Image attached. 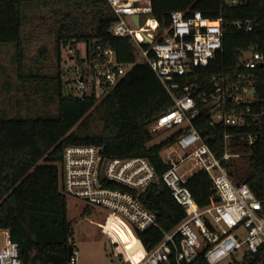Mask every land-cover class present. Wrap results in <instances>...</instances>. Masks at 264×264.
<instances>
[{"label":"trees","instance_id":"16d2710c","mask_svg":"<svg viewBox=\"0 0 264 264\" xmlns=\"http://www.w3.org/2000/svg\"><path fill=\"white\" fill-rule=\"evenodd\" d=\"M33 8L42 11L41 20L55 21L57 67L61 55L77 43L86 47L111 46L122 64L134 63L139 57L130 40L109 34L115 20L105 0H0V45L13 48V61L21 83L32 85L36 93L48 90V99L55 102L53 114L23 118L6 117L0 112V229L9 231L23 264H39V261L70 264L68 247L73 244V229L67 220L66 196L60 187L64 148L95 146L102 148L103 155L109 158H144L157 176H161L168 169L160 153L169 147L174 137L149 146L156 135L148 129L157 118L167 114L172 99L150 67L142 63L131 66L101 99L66 95V84L59 71L51 77L27 73L23 27L27 11ZM174 11L186 15L199 12L204 18L222 19L221 49L207 68L195 70L190 77L198 84V89H209L213 75H229L235 81L237 75L243 73L250 75L254 96L264 105V0H240L235 6H227L221 0H151V14L160 31L169 26V14ZM247 21L252 27L250 31H244ZM252 46L262 54L261 68H239L243 52ZM97 111L102 118L99 132L83 136L73 132ZM208 119V112L201 111L192 121V127L218 155L223 152L225 134H233L230 145L232 153L238 156L227 160L224 168L233 183L249 186L264 204V123L230 129L210 126ZM250 135L254 138L252 143L248 139ZM104 185L115 187L107 182ZM185 187L201 208L207 207L210 200H217L214 187L203 172L188 178ZM117 189L125 190L118 184ZM139 201L155 214L161 229H134L141 245L150 252L162 240L161 231L170 233L185 214L162 183L148 187ZM170 261L173 263L172 258ZM194 264L205 262L198 259Z\"/></svg>","mask_w":264,"mask_h":264},{"label":"built area","instance_id":"2783aa9c","mask_svg":"<svg viewBox=\"0 0 264 264\" xmlns=\"http://www.w3.org/2000/svg\"><path fill=\"white\" fill-rule=\"evenodd\" d=\"M105 1L115 20L109 34L130 40L138 60L122 64L107 45L84 44L82 56L76 49L82 43H77L65 52L57 71L66 78L65 84L73 87L75 97L101 99L131 66L136 63L149 66L172 99L167 114L157 118L148 129L155 135L168 134L162 141L174 137L160 153L168 170L157 176L144 158H109L100 147L70 145L62 154V193L107 210L108 224L98 226L113 234L120 245V236L109 229L114 225L130 236L119 224L120 219L133 231L159 228L155 214L141 205L139 196L159 183L171 191L184 210L183 220L170 233L161 231L162 240L150 252L143 247L142 258H136L135 253L121 244L122 255L113 264H194L198 259L205 264H221L229 258L226 264H264V204L249 186L233 183L224 168L227 160L238 156L232 153L230 145L233 134H225L223 152L218 155L192 127L201 111L208 112L210 126L243 129L264 123V105L254 96L250 75L238 74L235 81L229 75H213L209 89L202 90L190 79L195 70L207 68L221 49L222 19L204 18L199 12L186 15L174 11L169 14V26L160 31L151 14V0ZM221 1L227 6L240 2ZM135 15L138 25L133 20ZM251 28L249 21L244 23V31ZM147 39L150 43L146 45ZM261 60L262 54L252 46L243 52L239 68L253 70ZM248 139L250 143L254 141L251 135ZM198 172L208 175L217 197L204 208L197 206L185 187L188 178ZM105 182L115 187L105 186ZM117 184L125 190L117 189ZM75 254L72 251L70 264L75 263ZM0 264H23L7 229H0Z\"/></svg>","mask_w":264,"mask_h":264},{"label":"rangeland","instance_id":"374dc122","mask_svg":"<svg viewBox=\"0 0 264 264\" xmlns=\"http://www.w3.org/2000/svg\"><path fill=\"white\" fill-rule=\"evenodd\" d=\"M42 11L29 9L23 27V36L26 42L24 68L26 72L37 73L40 77H51L57 72V58L55 54V29L53 20H41ZM85 45L79 44L77 50L83 56ZM65 52L61 55L63 58ZM14 50L8 45H0V112L6 117H27L38 114H53L55 102L48 99L47 92L34 91L32 85H24L18 78L16 62L13 61ZM244 56H250L244 53ZM64 83L66 78L62 77ZM66 95H74L71 85L64 87ZM102 126L100 112H93L86 119L85 124L78 125L73 132L83 136L99 132ZM166 133L156 135L149 146L161 142ZM67 220L73 229L74 264H113L122 255L120 245L125 244L127 250L136 254V258L144 255L143 246L135 236L131 226L120 219L119 224L129 232L128 236L121 228L112 225L119 236L120 245L114 235L101 229L98 224L107 225L110 216L107 210L92 206L82 200L66 196ZM86 211V213H85ZM119 219V218H118ZM121 221V222H120ZM230 259V258H229ZM228 259V261H229ZM224 261L221 264H226ZM39 264L42 262L39 261Z\"/></svg>","mask_w":264,"mask_h":264},{"label":"water","instance_id":"95a60500","mask_svg":"<svg viewBox=\"0 0 264 264\" xmlns=\"http://www.w3.org/2000/svg\"><path fill=\"white\" fill-rule=\"evenodd\" d=\"M24 1H35V0H24ZM133 20H135V23L138 25V18L137 16H133ZM150 43V40L147 39V41L145 42V44H149ZM262 66V62L259 64V67L261 68ZM101 179H104V176H103V173H101ZM72 251H73V247L70 245L68 247V260L70 261V258H71V255H72Z\"/></svg>","mask_w":264,"mask_h":264}]
</instances>
